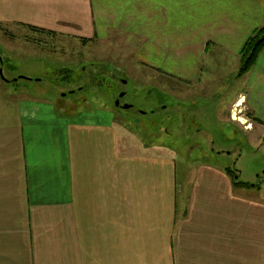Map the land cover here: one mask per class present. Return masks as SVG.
I'll return each instance as SVG.
<instances>
[{"label":"crops","instance_id":"crops-1","mask_svg":"<svg viewBox=\"0 0 264 264\" xmlns=\"http://www.w3.org/2000/svg\"><path fill=\"white\" fill-rule=\"evenodd\" d=\"M13 25L125 52L179 97L228 85L224 98L264 25V0H0V33L12 37ZM242 78L226 122L264 133V48ZM3 81L0 264H264V201L238 191L225 168L178 170L165 144L124 138L114 115L65 112Z\"/></svg>","mask_w":264,"mask_h":264},{"label":"rangeland","instance_id":"rangeland-1","mask_svg":"<svg viewBox=\"0 0 264 264\" xmlns=\"http://www.w3.org/2000/svg\"><path fill=\"white\" fill-rule=\"evenodd\" d=\"M8 27L13 31L12 37L0 33L3 58L0 69L11 80L3 81L8 90L20 83L27 86V91L41 92L40 97L53 98L65 112H100L107 120L114 115L124 138L134 131L133 135L147 145L165 144L177 160L178 170L184 169V163L203 162L236 169V177L247 183L237 186L238 191L264 201L263 129L253 124L248 131L244 125L226 122L229 94L234 98L239 90L245 89L244 80L240 79L246 74L241 73L242 56L240 75L226 89L224 98L223 89L228 85H222L213 98L195 95L196 86L186 88L183 91L187 94L179 97L176 86L171 87L167 79L140 69L125 52L100 54L97 45L80 46L76 40L61 35L39 38L43 35L41 31L35 33L31 28L17 25ZM8 57L11 62H7ZM19 76L28 79L14 81ZM38 78L42 81H37ZM122 92L125 94L120 96ZM125 104L132 106L125 108ZM156 149L166 152L165 148ZM248 248L252 250V241Z\"/></svg>","mask_w":264,"mask_h":264},{"label":"trees","instance_id":"trees-1","mask_svg":"<svg viewBox=\"0 0 264 264\" xmlns=\"http://www.w3.org/2000/svg\"><path fill=\"white\" fill-rule=\"evenodd\" d=\"M30 28L32 30L44 31V29L35 26H31ZM263 48L264 25L256 28L253 31L241 51V56L243 57L241 73L246 72L256 62V59ZM235 170L236 169L230 167L225 168V171L232 177L235 187L239 186L241 183L246 185L247 183L240 181L238 177H236L238 174L235 172Z\"/></svg>","mask_w":264,"mask_h":264},{"label":"water","instance_id":"water-1","mask_svg":"<svg viewBox=\"0 0 264 264\" xmlns=\"http://www.w3.org/2000/svg\"><path fill=\"white\" fill-rule=\"evenodd\" d=\"M0 58H1V56H0ZM1 62H2V58H1ZM0 75H1L2 79L6 80V81H11V80H9V79H6V77L3 75V71H2V69H0ZM19 78H27V77H26V76H19V77H17V78L14 79V80H17V79H19ZM27 79H28V78H27ZM124 94H125V92H122L120 96H123ZM116 104L119 105V104H120V101L117 100V101H116ZM131 106H132V104H125V105H124L125 108H129V107H131Z\"/></svg>","mask_w":264,"mask_h":264},{"label":"bare ground","instance_id":"bare-ground-1","mask_svg":"<svg viewBox=\"0 0 264 264\" xmlns=\"http://www.w3.org/2000/svg\"><path fill=\"white\" fill-rule=\"evenodd\" d=\"M241 118H242V117H241ZM241 118H240V119H241Z\"/></svg>","mask_w":264,"mask_h":264}]
</instances>
